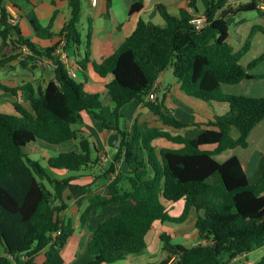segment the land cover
Instances as JSON below:
<instances>
[{
  "label": "trees",
  "instance_id": "1",
  "mask_svg": "<svg viewBox=\"0 0 264 264\" xmlns=\"http://www.w3.org/2000/svg\"><path fill=\"white\" fill-rule=\"evenodd\" d=\"M40 1V0H36ZM71 11L68 22L59 33L52 31V21L42 26L32 16L31 24L37 39L48 41L46 47L27 39L18 25L9 21L7 6L20 10L15 0H0V38L5 52L0 69L18 61L23 47L30 54L20 65L39 60L54 66V80L46 87L26 83L9 87L0 83V92L9 93L18 101L14 114L0 113V247L9 256L25 258L26 264H38L37 257L45 252L44 264L58 257L75 233L72 221H62L65 193L75 185L82 171L99 164V150L89 139H81L75 149L60 153L43 166L30 157L27 148L34 144L59 147L79 138L78 127L83 115L101 122L107 132L122 136L113 153L111 171L123 161L126 171L118 174L119 184L104 194L93 195L83 211L81 224L87 225L95 210L112 206L125 207L100 223L92 232L88 252L94 258L89 264H116L127 257L147 250V236L154 224H184L196 211L195 228L199 243L191 247L171 244L167 234L161 236L167 258L161 264H233L240 257L264 247V165L260 179L250 183L241 161L234 156L225 162L216 157L237 148L246 149L252 131L264 120V97L225 93L224 86H236L254 79L250 71L264 62V54L248 67L243 58L251 50L254 36L264 34V26H254L244 46L236 51L229 42L228 20L239 14L257 12L264 18V0H250L236 9L224 10L229 0H208L204 15L208 24L197 31L191 25L198 14V1L189 0L188 8L171 14L163 3L157 5L164 25L140 19L134 32L112 55L98 63L92 59V19L89 18L83 45L81 19L86 0H67ZM176 2L179 0H168ZM111 0H107L110 7ZM144 0L130 9L139 13ZM62 43L64 45L62 46ZM81 74L90 67L101 78L109 79L107 95L114 105L110 119L104 115L102 96L85 90L84 84L70 77L61 61V49ZM172 69L181 91L188 97L207 103H226L230 109L213 120L188 124L178 120L163 100L147 98L159 77ZM20 100L28 102V111ZM139 101L169 127L185 130L204 129L196 138L173 135L140 124L138 118L131 128L120 124L125 117L120 110ZM238 131L239 137L233 136ZM165 139L181 145L179 149L163 148L155 141ZM211 147L213 149H211ZM55 171L71 174L59 178ZM184 201L179 217L169 214L165 203ZM132 203V206H127ZM0 264L4 259L0 257ZM254 264H264V256Z\"/></svg>",
  "mask_w": 264,
  "mask_h": 264
},
{
  "label": "crops",
  "instance_id": "2",
  "mask_svg": "<svg viewBox=\"0 0 264 264\" xmlns=\"http://www.w3.org/2000/svg\"><path fill=\"white\" fill-rule=\"evenodd\" d=\"M15 1L16 4L19 6L20 10L13 8V6L9 4L7 6L8 11H12L13 14L19 17V27L23 33V36L27 39L32 40L33 42H36L41 47L48 46L50 42L47 41L46 43H44L43 41L37 39L35 30L31 24L32 16H34L44 27L48 26L52 21V31L54 33H59L70 18L71 11L67 0ZM123 1L125 3L120 14H118V9L112 4L110 5V7L107 6V0H98L96 7L92 5L90 0H86L85 2L84 16H86L87 18L88 28L90 26L89 18L92 19V59L98 63L102 62L105 58L114 54L121 47L125 40L134 32L140 19H144L146 21L151 22H153L154 20H161L160 18L162 17L157 9V5L159 3H163L167 7L168 11L173 15L178 14L181 9H186L191 12V10L187 6L189 0H179L176 2H171L168 0H144L143 9L139 13L130 15L131 7L139 0ZM249 2L250 0H239V3L235 4L232 2V0H229L224 5V10H227L229 8L236 9L240 4H246ZM207 4L208 0L198 1V14L204 13ZM255 13V16L250 19L255 21L252 24V28L254 26H264V18L260 17L257 12ZM236 17L230 18L228 20L230 27L231 23H235L238 26L246 23L248 24L249 19L241 18L239 21H237ZM237 39L238 38H236V40ZM229 42L231 43V45H233L236 51L242 48L241 46H235V42L231 41V29ZM256 42L260 44L264 43L263 33H257L254 36L252 44L254 48ZM85 45L86 39L84 38L83 48L81 46L78 51L82 56H84L85 53ZM4 52L5 45L0 38V58L2 57ZM29 54V49L24 46L22 57L26 59ZM262 54H264V48L259 52L258 57ZM76 59L80 58L75 57V55L72 54L71 57H69V61L78 75L76 79L84 84L85 89L86 87H88L91 90L89 92L101 94L103 106H105L106 103V105L111 108L112 102L110 97L107 95L106 90V84L109 82V79L99 77L91 67L86 70L85 74L79 73L77 70V66L75 65ZM243 60L242 64L244 63ZM47 64L50 66V69H43L41 66L37 67L31 63H29L26 67H23L20 65L19 61H15L10 65L6 66L8 67V71H15V74H8L7 78L5 80L0 81V83L9 87H17L26 83H33L35 87L44 88L52 80H54V66L50 61H47ZM243 66L245 68L248 67L244 64ZM248 82L249 81L246 80L236 86H224L223 90L225 91V93L231 95H246L254 98H263L264 85H258L256 87H253V89L251 90V94H243L240 91L239 87L242 86V84L243 86H246V84H249ZM151 93L155 94L156 101L158 99L163 100L164 104L169 109L173 110V114L178 120L188 124L202 123L213 120L215 116L223 115L227 113L230 109L229 105L226 103H204L201 100H195L194 98L186 96L181 91L179 82L173 76L172 69H167L159 77ZM17 101L18 99L13 97L12 95L10 96L9 93L0 94V113H4L5 108L10 110L12 109L13 111V103ZM20 103H22V105L28 111H31V106L28 102H23L22 100H20ZM197 111H199V113L207 114L208 118L204 119L203 117L198 116ZM120 113L125 117L124 119H122L120 124L121 128L123 129L129 130L134 124L135 120L138 118L140 124H147L150 127L169 132L173 135H183L187 138H190L187 136L188 131L192 135L191 138H196L204 130L199 127H191L185 130H179L173 127L165 126L157 116L152 114L149 109L146 108L144 104L139 101H133L132 103L124 106L120 110ZM97 124H100L101 128H98L99 125L97 126ZM78 130H80L78 140L67 142L62 146L50 148L45 147L47 150L44 149V145L40 144H34L29 147L30 151H33L32 153H42V151H46L45 155L41 156V159L44 161L45 164H47L50 158L56 157L60 153L69 152L75 149L80 140L83 138L89 139L90 142L99 150V164L93 167L92 169L82 171L79 175L78 180L74 182L75 185L84 186L89 191L85 192L81 189H78L76 186H72L65 193L64 198L66 209L60 214L59 217L62 221L65 222L72 221L73 226L75 228V233L73 237L70 238L67 245L62 250L61 254L58 257L54 258L49 264H60L58 263L59 258L63 259L64 264H89L90 262H92L94 258L88 252V244L92 232L100 223L125 208L123 206H112L106 210H95L89 216L87 225L82 226V214L88 206L89 199L93 195L104 194L108 191L110 187L119 184L120 181L118 179V174L125 172L126 167L123 161H120L115 166V174L107 176L105 175L106 173H103V179L100 178L97 171L99 170V167L102 169V166L106 163H103L101 161L102 155H107L109 157L108 161H111L113 163L112 154L116 152V148L120 141L114 148L113 152L110 153L111 147L109 145L108 132L102 128L101 122L97 121L95 118L88 114L83 115V124L78 127ZM182 131L187 132L184 135ZM85 134H87L91 138L87 136L85 137ZM233 136L235 138H238V131L235 130L233 132ZM154 144L158 151L163 148H181V145L174 144L165 139L157 140ZM172 144L174 146H171ZM211 149L213 148L211 147ZM29 155L31 158H33L31 156V153H29ZM222 155L224 156V158L221 161L217 159L219 162H225L226 160L234 156L238 157V159L243 165L245 172L248 175L249 182H257L260 179V174L264 165V120L252 131L249 137V144L246 149L237 148L235 150L227 151ZM38 161L41 162V160ZM70 175L71 174H69L67 171H62V173L60 172L58 177L65 178ZM165 204L168 210L169 203ZM127 206H132V203H129V205ZM196 219L197 213L196 211H192L187 222L179 225V229L166 230L164 227L165 223L157 222L154 224L153 229L147 236L148 247L144 253L153 254L151 256H155L154 254L158 253V256L154 257L156 258L155 262L148 261L147 257H143V253V255L140 254V256H129L125 261L116 264H161L167 258V253L163 251V242L161 240V236L163 234H167L171 238V240L173 238H179L180 242L175 245H186V247H188L187 245H189V247H191L193 245L198 244V233L195 228ZM260 249H264V247ZM260 249H257L249 254L240 257L234 263L254 264L264 256L263 253H260ZM0 257L4 259V264H26L25 258L22 257L20 259H16L12 256H9L5 253L4 250H2L1 247ZM45 260L46 256L44 252L39 255V257H37L36 262L38 264H44Z\"/></svg>",
  "mask_w": 264,
  "mask_h": 264
},
{
  "label": "rangeland",
  "instance_id": "3",
  "mask_svg": "<svg viewBox=\"0 0 264 264\" xmlns=\"http://www.w3.org/2000/svg\"><path fill=\"white\" fill-rule=\"evenodd\" d=\"M111 1H112V5L118 9V14H120L122 12V9H123V6H124V3L125 2L123 0H111ZM232 2L235 3V4H238L239 3V0H232ZM240 5H242V4H240ZM255 14H256L255 12H247V13H242L239 16L236 17L237 18V21H239L241 18H247V19H249L248 20V24L246 23V24H243V25L238 26L235 23H231V27H230V29H231V41L232 42H235V46H241V47L244 46V44H245L248 36L250 35L251 28H252V24L255 22V21L250 20V19H252V17H254ZM160 19L161 20H154L153 22L156 23V24L164 25V23H165L164 20L162 18H160ZM101 30H102V27H101ZM81 32H82V34H83V36L85 38V35L88 32V23H87L86 16H83L82 19H81ZM236 38H238L237 40H239V41H237ZM43 42L46 43L47 41H43ZM82 48H83V45H82ZM263 48H264V43L260 44V43H257L256 42L255 48L252 45L251 50L247 53L246 57L243 60V62H244L243 64L246 65V66H248V64H250L254 59H256L258 57L259 52L261 50H263ZM18 61H24V59L21 57V58H19ZM31 64H33V65H35L37 67L41 66L43 69L44 68L50 69L49 68L50 66L45 61H34ZM8 74H11V75L12 74H15V71H12V70L8 71V67L3 68V69H0V81L5 80L7 78V75ZM250 74L254 76V79L247 80V81H249L248 82L249 84H246V86H243V84H242V86L239 87L240 91L243 94H251V90L253 89V87H256L258 85H264V62L261 63L260 65H258L257 67H255L254 69H252L250 71ZM85 90L88 91V92L91 91L88 87H86ZM99 92H101V91H99ZM0 94H4V93L3 92H0ZM202 102H204V101H202ZM204 103H207V102H204ZM113 106L114 105L111 104V108ZM111 108H109L106 105V103H105V106H104V115H105V117L107 119H110V111H111ZM197 112H198L197 113L198 116H201L204 119L208 118L207 117V114H205V113H199V111H197ZM4 113L14 114L15 111L14 110L12 111V109L10 110V109H6L5 108L4 109ZM97 126H98V128H101L100 124H97ZM182 132L185 135L187 131H182ZM187 134H188L187 136L191 138L192 135L189 133V131L187 132ZM86 136L87 137H90L87 134H85V137ZM171 146H174V145L172 144ZM45 147L46 146H44V149L47 150L46 149L47 147L46 148ZM27 151H29V153H31V156L34 159L41 160V163H42L43 166H46L47 165L41 159V156H44L46 151H42V153H32L33 151H30V148L29 147L27 148ZM223 158H224L223 155H220V156L217 157V159L219 161L223 160ZM111 164H112V162L111 161H108V162H106L102 166L103 167L102 169L99 167V170L97 171V173L99 174L100 178L103 179V175H102L103 173H106L105 175H107V176H109V175L111 176L112 174H115V171H111ZM100 165H101V163H100ZM55 172H56V174L58 176H59L60 172L62 173V171H55ZM58 172H59V174H58ZM183 208H184V202L183 201H180V202H177V203H169L168 212L173 217L174 216L175 217H179L181 215V212H182ZM164 227H165L166 230H169V229H171V230L179 229V225L172 224V223H165ZM179 242H180L179 238H173L171 240V244H177ZM187 246L189 247V245H187ZM259 251H260V253H263L264 254V249H260ZM156 254H154V255L155 256H158V253H156ZM141 255H143V254H141ZM151 255H153V254L144 253L143 257H145V258L147 257V260L148 261L155 262V260H156V258H154L155 256H151ZM251 258H255V257H251ZM58 263H60V264L63 263L64 264L63 259L62 258H59ZM233 264H235V263H233Z\"/></svg>",
  "mask_w": 264,
  "mask_h": 264
},
{
  "label": "built area",
  "instance_id": "4",
  "mask_svg": "<svg viewBox=\"0 0 264 264\" xmlns=\"http://www.w3.org/2000/svg\"><path fill=\"white\" fill-rule=\"evenodd\" d=\"M92 5L94 7L97 6V3H98V0H90ZM262 8H264V6H262ZM10 23L12 25H18L19 23V17L15 14L12 13V11L10 12ZM208 24V21H207V17L204 15V14H193L192 16V19H191V25L197 30V31H201L203 30ZM64 45V43H62V46ZM58 54H60L61 56V61L66 65L67 69H68V73L70 75V77H72L73 79H76L77 78V72L76 70L73 68V66L71 65L70 61H69V56L66 52H64L61 49H59L57 51ZM24 59V57H22ZM39 61H45L47 63L46 60H39ZM148 101H151V102H154L156 101V96L154 93H151L149 96H148ZM108 156L107 155H102L101 157V161L103 163L107 162L108 161ZM177 261L176 258H173L169 264H175Z\"/></svg>",
  "mask_w": 264,
  "mask_h": 264
},
{
  "label": "water",
  "instance_id": "5",
  "mask_svg": "<svg viewBox=\"0 0 264 264\" xmlns=\"http://www.w3.org/2000/svg\"><path fill=\"white\" fill-rule=\"evenodd\" d=\"M108 135H109V145L111 147L110 153H112L118 142L122 140V136L118 133H111V132H108Z\"/></svg>",
  "mask_w": 264,
  "mask_h": 264
}]
</instances>
